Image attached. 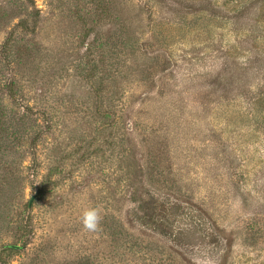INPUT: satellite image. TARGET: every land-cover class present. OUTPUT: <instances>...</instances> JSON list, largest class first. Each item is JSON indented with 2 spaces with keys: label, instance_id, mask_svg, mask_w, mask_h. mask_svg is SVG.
<instances>
[{
  "label": "rangeland",
  "instance_id": "rangeland-1",
  "mask_svg": "<svg viewBox=\"0 0 264 264\" xmlns=\"http://www.w3.org/2000/svg\"><path fill=\"white\" fill-rule=\"evenodd\" d=\"M197 258L264 264V0H0V264Z\"/></svg>",
  "mask_w": 264,
  "mask_h": 264
},
{
  "label": "clouds",
  "instance_id": "clouds-1",
  "mask_svg": "<svg viewBox=\"0 0 264 264\" xmlns=\"http://www.w3.org/2000/svg\"><path fill=\"white\" fill-rule=\"evenodd\" d=\"M102 215L96 207L85 208L80 216V222L84 230L88 232H98L101 227ZM195 264H213L210 258H197Z\"/></svg>",
  "mask_w": 264,
  "mask_h": 264
},
{
  "label": "trees",
  "instance_id": "trees-1",
  "mask_svg": "<svg viewBox=\"0 0 264 264\" xmlns=\"http://www.w3.org/2000/svg\"><path fill=\"white\" fill-rule=\"evenodd\" d=\"M147 215H148V214H147ZM147 215L143 216V218H144V219H147V218H146ZM149 217H150V216H148V219H149ZM149 222H151V223H155V221H153V218H151V219L149 220ZM167 223H168V222H167ZM161 225H163V224L161 223Z\"/></svg>",
  "mask_w": 264,
  "mask_h": 264
},
{
  "label": "water",
  "instance_id": "water-1",
  "mask_svg": "<svg viewBox=\"0 0 264 264\" xmlns=\"http://www.w3.org/2000/svg\"><path fill=\"white\" fill-rule=\"evenodd\" d=\"M10 248H17V247H15V246H9Z\"/></svg>",
  "mask_w": 264,
  "mask_h": 264
}]
</instances>
